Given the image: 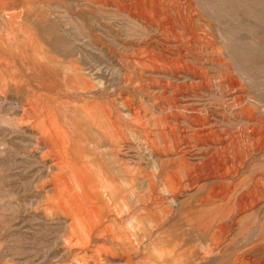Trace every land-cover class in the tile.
<instances>
[{
    "label": "rangeland",
    "instance_id": "rangeland-1",
    "mask_svg": "<svg viewBox=\"0 0 264 264\" xmlns=\"http://www.w3.org/2000/svg\"><path fill=\"white\" fill-rule=\"evenodd\" d=\"M0 264H264V0H0Z\"/></svg>",
    "mask_w": 264,
    "mask_h": 264
}]
</instances>
